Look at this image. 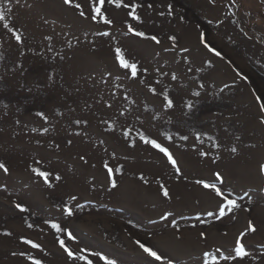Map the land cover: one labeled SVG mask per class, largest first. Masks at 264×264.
Returning a JSON list of instances; mask_svg holds the SVG:
<instances>
[{"label":"rangeland","instance_id":"obj_1","mask_svg":"<svg viewBox=\"0 0 264 264\" xmlns=\"http://www.w3.org/2000/svg\"><path fill=\"white\" fill-rule=\"evenodd\" d=\"M74 2L89 13L92 0ZM124 2L143 5L137 9L142 23L128 15L130 9H117L107 0L104 8L112 25L81 18L63 0H0L6 18L0 21V161L9 169L7 174L0 170V264H33L35 259L87 264L69 257L60 239L75 257L87 256L93 264H105L100 257L115 264H161L136 241L174 264H206L210 258L205 252L220 264H264V174L259 171L264 163V113L259 109L264 102V0ZM5 22L22 35L23 44L3 27ZM129 24L160 43L129 32ZM102 31L110 35H97ZM201 32L223 59L204 47ZM117 47L137 63L135 79L119 67ZM149 86L158 94L149 92ZM164 91L173 99V109L164 108ZM197 91L199 96L193 94ZM141 132L169 147L180 174L139 139ZM233 146L237 153L229 150ZM105 163L113 168L115 188ZM36 167L50 173L47 183L33 173ZM216 172L224 180L218 186L240 204L221 218L220 197L196 183H218ZM161 184L170 199L163 196ZM249 221L254 233L248 231ZM242 232H247L242 242L249 255L223 260L234 254Z\"/></svg>","mask_w":264,"mask_h":264},{"label":"snow or ice","instance_id":"obj_2","mask_svg":"<svg viewBox=\"0 0 264 264\" xmlns=\"http://www.w3.org/2000/svg\"><path fill=\"white\" fill-rule=\"evenodd\" d=\"M107 2L109 4L115 5V8H117V9H119L121 7L125 8V9H130V11L128 12V15L135 21H138V22H141V23L143 22L141 20V17L139 15H137V9L143 7L142 4H140V3H131V2L125 3L124 0H107ZM211 2L214 3V0H211ZM232 2L234 4L235 0H232ZM17 3H19V0H17ZM63 4L66 7L70 8V9H75L78 12V14H79V16L81 18L91 19V21H93L95 23H103L104 25H112L113 24V20L110 19L108 17V15L106 14L107 13V9L104 8L105 0H92V3H91V6H90L88 14L85 13L82 4L74 2V0H63ZM151 7H152V5L149 4L148 8H151ZM159 14L161 16L164 15L163 12H161ZM168 14L172 15V5L171 4L168 5ZM181 19L183 20V17H181ZM0 21H6L5 14H4V11L2 9H0ZM45 23H47V21H45ZM208 23H212V22L208 21ZM3 27L5 29H9L8 23L5 22L3 24ZM9 31H12L14 39L17 41L18 44H23L24 43V40H23L22 35L20 33L14 31L12 29H9ZM128 31L133 33L134 35H136L138 37H142L144 39H150V40L154 41L157 44L160 43V40L158 39L157 36H155V35L148 36L142 31H136L132 27L131 24L128 25ZM97 35L106 37V36L110 35V32L102 31V32H98ZM245 35H246V33H245ZM45 39L50 42L52 40V37L51 36H46ZM169 39L172 40L173 42L176 41V37L175 36H171V37H169ZM201 42L204 44V47L206 49H208L210 52L214 53L215 56H217V57H219L221 59L224 58L221 55L220 51L216 50L214 47H211L208 43L205 42L204 33L203 32H201ZM68 46L72 47V41L71 40L68 41ZM165 51H168V49H165ZM183 51L187 52L188 49H183ZM115 59L118 62L120 68L129 70L128 74H130L131 78L135 79L137 77L138 71H140V69H138L137 63L130 62L128 59H125L124 52H123V50L120 47H117L115 49ZM207 63L211 67V61H208ZM142 71L145 74L147 73V69H143ZM156 71L159 72V69H157ZM189 71H191V68H189ZM162 75H167V73H162ZM237 75L241 76V78L243 80L248 81V77L246 75H242L239 72L237 73ZM171 79L172 80H176L177 79V76H176L175 73L171 74ZM104 82L106 83L107 81H104ZM156 83L159 84L160 81L157 80ZM200 87L203 88L204 85L201 83ZM148 91L151 92L153 95H157L158 94L157 93V89L155 87L149 86L148 87ZM253 92L255 94V90H253ZM193 94L196 95V96H199L200 92L197 91V92H194ZM162 95H163V99H164V105H163L164 108L166 110L167 109H173L175 107V105H174V101L170 97L169 93L164 91V92H162ZM125 99H127V96H125ZM256 99H257V101H260L261 100L260 95L256 94ZM107 107L111 108L112 104H108ZM186 107L189 110H191L193 105H192L191 102H187ZM259 109H260L261 113H264V102H261L259 104ZM120 114L124 115L123 112H121ZM37 115H39V116L43 117L45 120H47V117L44 115L43 112H39V113H37ZM260 122L262 124H264V117L261 118ZM75 123L77 125H79V124L82 123V121L77 120V121H75ZM83 123L87 124V121H83ZM102 123H106V122L102 121ZM112 130H114V129H112ZM43 131L47 132L48 129L45 128V129H43ZM130 131L131 130H129V132L124 133L125 138H127L129 136ZM164 135H165V139L168 140V141H171L173 139V137L171 135H168V134H164ZM180 138L182 140H187L188 139L187 136H181ZM209 138L211 139V137H209ZM139 139L144 144L150 145L153 149H156L160 153H162L163 156L166 157L167 161L171 164V166L175 169V172L177 174L181 173V168L179 167L178 162L174 158L173 153L170 151L169 147L164 146L162 143L158 142L157 139L151 138L150 135H146L144 132L139 133ZM196 139H198V140L200 139L199 135H197ZM37 143H39V142L37 141ZM68 143L70 144L71 141H68ZM101 143H103V141ZM201 143H203V141H201ZM132 146L135 147V143L134 142L132 143ZM215 147L216 148H220V144L217 143L215 145ZM194 150H195V146H194ZM229 150L232 153H237V151H238L237 148L234 147V146L231 147ZM199 155L206 157V156H208V153L200 151ZM219 158H220L219 156L214 157L213 158L214 162L216 160H218ZM81 159L84 160L85 158L81 157ZM103 166L107 169V172H108L109 176L112 177V179H111L112 187L113 188L117 187L116 179L113 177V168L110 167L107 163H105ZM0 170H3V172L5 174H7L9 172L8 167L2 161H0ZM119 170L120 169H117V171H119ZM32 171H33V173H35L39 177L44 178L46 183L48 182V177L50 175V173L48 171H43L39 167L33 168ZM259 171H260L261 174H264V163H262L260 165ZM214 175H215L216 181L218 183H208V182H205L203 180H197L196 183L197 184H202L205 189L213 190L214 193L216 194V196L220 197L222 203L218 206V216H217V218H221V217L226 216L228 213L232 212L233 210L239 209L240 208V204L237 202V200L230 198V195H231L230 193L229 194H225V192L221 190V187L218 186V184L222 185L223 182H224L223 177L221 176V173L220 172H216V173H214ZM56 179L59 180L60 176L57 175ZM140 179L144 180L143 175H141ZM145 183H147V181H145ZM49 186H51V185H49ZM160 187L162 189L163 196L170 199L168 189L163 184H161ZM73 199H75V197H73ZM15 206H16V208L20 209L21 211H27L28 210L27 208H25L21 204H16ZM226 209H227V211H226ZM65 211H66L68 216H72L73 215V212H72V210L70 208H66ZM207 214L209 216L215 215V213H213V212H209ZM167 215H171V213H168ZM162 218H167V217H162ZM173 226L175 227L176 225L173 224ZM29 227H32V225H29ZM51 227L53 229H55L57 232H61L62 231L61 226L59 224H57V223H52ZM248 231L249 232H253V233L256 231V228L254 227V225L252 224L251 221H249V224H248ZM6 234L10 235V233H6ZM246 234H247V232H242L240 234V236L236 239L235 244H234V254L230 253L229 255H224L222 257L223 260H225V261H227L229 259L235 260L236 258L243 259L244 257L249 255V253L246 251L245 244L242 242V240H243V238H244V236ZM67 236H68L69 239H75V237L73 236V234L71 232H68ZM200 236L202 238H205V239L207 238L206 234L203 233V232L200 233ZM24 242L26 244H30L33 248H40L39 244L34 243L31 240H25ZM58 242H59L60 247L63 248L65 252H67L69 257L84 259V260L87 261V264H93V261L91 259H88L87 256L75 257L73 251L70 250L65 245V241L63 239H60ZM136 243L139 245V247L141 249H143V251L149 257L153 258L155 261H160L161 264H174L173 260L166 259L157 250H154L153 247L146 246L144 243H141L140 241H136ZM220 251H221L220 249H217V254H219ZM203 255L210 258L206 262V264H220V261L211 252H205ZM100 259H103L105 261V264H115L114 261H112V260H110V259H108L106 257H100ZM33 264H42V262L39 259H35L33 261Z\"/></svg>","mask_w":264,"mask_h":264}]
</instances>
